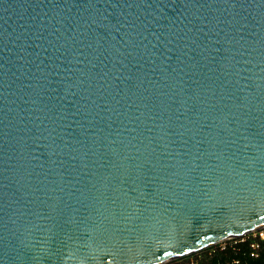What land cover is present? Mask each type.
Instances as JSON below:
<instances>
[{
  "label": "water",
  "instance_id": "water-1",
  "mask_svg": "<svg viewBox=\"0 0 264 264\" xmlns=\"http://www.w3.org/2000/svg\"><path fill=\"white\" fill-rule=\"evenodd\" d=\"M261 226L264 0H0V264H164Z\"/></svg>",
  "mask_w": 264,
  "mask_h": 264
},
{
  "label": "trees",
  "instance_id": "trees-1",
  "mask_svg": "<svg viewBox=\"0 0 264 264\" xmlns=\"http://www.w3.org/2000/svg\"><path fill=\"white\" fill-rule=\"evenodd\" d=\"M251 239L238 241L226 249L218 250L212 255H206L201 264H233L238 260L237 264H264V241H262V249L258 257L251 256ZM176 264H187L178 262Z\"/></svg>",
  "mask_w": 264,
  "mask_h": 264
},
{
  "label": "built area",
  "instance_id": "built-area-1",
  "mask_svg": "<svg viewBox=\"0 0 264 264\" xmlns=\"http://www.w3.org/2000/svg\"><path fill=\"white\" fill-rule=\"evenodd\" d=\"M253 233V237L248 238L251 239V256L252 257H258L260 254V251L262 249V241H264V226H261L255 230L250 231ZM248 232V233H250ZM247 234V233H246ZM245 235V234H244ZM237 238V237H234ZM234 238H229L227 240L221 241L219 243H216L212 246L197 250L195 252H191L189 254H185L182 257L185 256L188 260L185 262L187 264H201V262L204 260L206 255H212L216 251L226 249L228 246H232L236 244L238 241H244L246 238H243L241 240H233ZM231 240V242H228ZM234 241V242H233ZM238 260H235L233 264H237Z\"/></svg>",
  "mask_w": 264,
  "mask_h": 264
},
{
  "label": "rangeland",
  "instance_id": "rangeland-1",
  "mask_svg": "<svg viewBox=\"0 0 264 264\" xmlns=\"http://www.w3.org/2000/svg\"><path fill=\"white\" fill-rule=\"evenodd\" d=\"M251 237H253V233H247V234H245V235H243V236H239V237H237V238H234L233 240H241V239H243V238H246V239H248V238H251ZM228 242H231V240H229ZM234 242V241H233ZM188 259L187 258H185V256L184 257H182V256H180V257H178V258H175V259H173V260H171V261H168V262H166V263H164V264H176V263H178V262H186Z\"/></svg>",
  "mask_w": 264,
  "mask_h": 264
},
{
  "label": "bare ground",
  "instance_id": "bare-ground-1",
  "mask_svg": "<svg viewBox=\"0 0 264 264\" xmlns=\"http://www.w3.org/2000/svg\"><path fill=\"white\" fill-rule=\"evenodd\" d=\"M255 229H257V228H252L251 230H249V231H252V230H255ZM248 231V232H249ZM247 231H246V233H248ZM246 233H243V234H239V235H235V236H232V237H230V238H234V237H239V236H243L244 234H246ZM229 239V238H228Z\"/></svg>",
  "mask_w": 264,
  "mask_h": 264
}]
</instances>
